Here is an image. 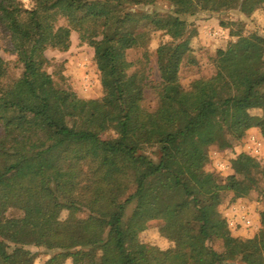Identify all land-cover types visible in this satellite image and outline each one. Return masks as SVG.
Instances as JSON below:
<instances>
[{"label":"trees","instance_id":"1","mask_svg":"<svg viewBox=\"0 0 264 264\" xmlns=\"http://www.w3.org/2000/svg\"><path fill=\"white\" fill-rule=\"evenodd\" d=\"M158 1L0 0V33L21 69L7 85L0 75V151L12 159L0 157V264H34L27 247L56 251L44 264H264V210L248 240L232 237L218 212L223 194L257 190V175L264 185V167L241 153L223 182L205 170L210 146L228 149L264 127V31L221 22L239 35L217 51L230 59L188 90L179 82L196 63L187 17L253 19L264 0H164V14L141 10ZM72 32L93 50L100 99L56 87L46 70L45 52L67 51ZM156 32L157 78L147 49ZM134 49L141 59L130 62ZM151 221L162 222L170 248L139 241Z\"/></svg>","mask_w":264,"mask_h":264},{"label":"rangeland","instance_id":"2","mask_svg":"<svg viewBox=\"0 0 264 264\" xmlns=\"http://www.w3.org/2000/svg\"><path fill=\"white\" fill-rule=\"evenodd\" d=\"M22 1L26 6L30 3V0ZM141 10L149 13L156 12L161 15L169 10V4L164 0H159L153 6L143 7ZM255 14L253 19H249L237 11L210 15L201 12L186 18L187 22L196 30V38L192 41L194 42L193 50L196 63L194 65L185 64L179 72V82L185 90L189 89L194 80L213 75L217 64H222L230 59L228 55L219 57L217 51L227 52L229 45L235 42L239 35L234 28H222L219 24L231 21L242 22L251 31H264V9ZM155 19L159 20L158 17ZM56 25L63 26L65 21L62 18H57ZM160 41L161 33H153L147 46L150 54L149 66L153 69L155 78L158 75L154 52ZM8 50V40L4 34L0 33V58L7 64V69L3 67V64H0V75L4 85L11 83L21 74V69L15 63V56ZM141 54L140 49L130 50L127 52L126 58L130 62H136L141 59ZM45 56L50 61L46 70L51 75L56 87L72 91L78 98L84 100H96L102 97V88L94 62L93 50L87 45L79 43L76 32H72L70 35V47L67 51L49 49L45 52ZM154 100L155 95L147 91L145 106L154 108ZM110 136V133L102 135L103 138ZM241 153L247 157L249 164L256 163L260 167H264V127L250 129L239 142L233 143L228 149L220 150L215 145L210 146L208 148L209 162L205 170L215 174L223 182L233 174L232 161ZM150 156L154 161H157V150H154ZM0 157L7 162L12 161L11 156L3 151H0ZM256 178L258 179L257 190H253L243 197H236L233 193L227 192L223 194L222 203L218 207V212L226 220L230 235L240 240L252 239L260 228L259 213L264 210L261 191L264 190V185L259 175ZM131 209L132 206L128 207L126 216L130 215ZM64 216L65 214L62 215V217ZM78 216L84 218L86 213L78 214ZM246 220H249L250 223L247 224ZM161 228L162 222H149L146 229L139 234V241L161 250L170 248L172 243L161 236ZM212 246L217 251L221 250L219 242H214ZM26 249L34 254V264H44L56 253V251H46L35 247H27ZM64 264H70V260L65 261Z\"/></svg>","mask_w":264,"mask_h":264},{"label":"built area","instance_id":"3","mask_svg":"<svg viewBox=\"0 0 264 264\" xmlns=\"http://www.w3.org/2000/svg\"><path fill=\"white\" fill-rule=\"evenodd\" d=\"M252 141L254 142V139ZM257 146H258V144H257ZM257 149H258V147L256 148V151H257ZM246 223L249 224L250 221L249 220H246Z\"/></svg>","mask_w":264,"mask_h":264}]
</instances>
